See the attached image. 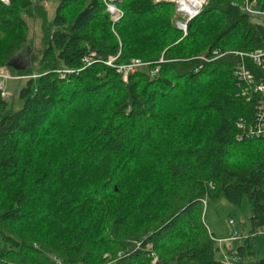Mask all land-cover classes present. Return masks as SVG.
<instances>
[{"label":"trees","instance_id":"trees-1","mask_svg":"<svg viewBox=\"0 0 264 264\" xmlns=\"http://www.w3.org/2000/svg\"><path fill=\"white\" fill-rule=\"evenodd\" d=\"M244 1L209 0L187 34L169 1L121 0L115 23L104 0H55L53 19L43 0L0 1V71L37 74L20 109L0 94V264H264V138L238 140L256 98L235 73L264 25ZM28 19L40 58L17 69ZM119 52L151 64L125 80L104 63ZM223 195L252 208L250 235L230 243L204 220Z\"/></svg>","mask_w":264,"mask_h":264},{"label":"built area","instance_id":"built-area-1","mask_svg":"<svg viewBox=\"0 0 264 264\" xmlns=\"http://www.w3.org/2000/svg\"><path fill=\"white\" fill-rule=\"evenodd\" d=\"M5 4H9L10 0H0ZM108 11L111 13V17L114 22H117L123 16V12L118 6L119 0H104ZM155 1H170L176 5L177 15L180 16L176 20V24L179 29L184 31L185 34L188 32V23L197 17L204 7L208 4L209 0H155ZM259 4L257 0H245L242 5V10L246 13L257 12L259 10ZM257 9V10H256ZM260 12H264L261 9ZM242 57L243 62L240 63L236 69V75L240 81L245 83L242 88V94L246 97L247 101H251L256 98V108L254 114V120L249 123L246 119L239 121L238 127L241 129V133L238 136V140L253 139V138H264V48H258L251 52H240L238 53ZM121 56V52L116 55H111L104 63L117 70L118 73L123 75L125 80L128 79L131 73H135L139 69L148 66L151 62L144 61L140 58H133L126 63H118V59ZM248 58L258 68L259 72L255 73L251 70L245 59ZM96 53L93 52L84 58L85 64L91 65L96 62ZM99 61V60H98ZM164 61L163 58L159 62ZM160 66L151 70V75L155 76L158 74ZM36 76V75H35ZM19 75H9L0 72V94L2 97L6 95L7 82L10 79H21ZM206 203V201H205ZM260 233H264V227L258 230ZM237 235L234 239H239ZM235 259H226V264H233ZM108 264H113L108 263Z\"/></svg>","mask_w":264,"mask_h":264},{"label":"rangeland","instance_id":"rangeland-1","mask_svg":"<svg viewBox=\"0 0 264 264\" xmlns=\"http://www.w3.org/2000/svg\"><path fill=\"white\" fill-rule=\"evenodd\" d=\"M120 1L121 0H119V2ZM56 2L55 0H43L44 5L49 10L50 19H53L55 16ZM257 8L260 10V7ZM259 10H257V12L250 13V17L253 22L264 25V12H260ZM178 18H180V16L177 15L176 12L175 19ZM28 20L30 24L28 44L26 45L25 49H23V51L20 52L14 59L16 66H26V68L35 67L36 63L39 61L40 50L42 48L41 26L32 19ZM2 71L9 75L16 74L10 69H4ZM19 76L22 78L8 80L6 95L4 97L9 108L15 110L20 109L23 106L21 90L28 85L30 79L37 77V74ZM251 216L252 208L248 197H245L243 202L239 205L230 202L224 195L218 198H207L206 200L204 220L220 243H230L231 240H233L237 235L240 237H247L250 235V232L253 228ZM255 240L259 254L264 255V233H260L258 231L256 233Z\"/></svg>","mask_w":264,"mask_h":264},{"label":"water","instance_id":"water-1","mask_svg":"<svg viewBox=\"0 0 264 264\" xmlns=\"http://www.w3.org/2000/svg\"><path fill=\"white\" fill-rule=\"evenodd\" d=\"M14 59H15V58H14ZM14 59H13L12 62H11V65H12L13 67H15V68H17V69H25V68H26V66H25V67L16 66V64H15V62H14Z\"/></svg>","mask_w":264,"mask_h":264},{"label":"crops","instance_id":"crops-1","mask_svg":"<svg viewBox=\"0 0 264 264\" xmlns=\"http://www.w3.org/2000/svg\"><path fill=\"white\" fill-rule=\"evenodd\" d=\"M212 232V231H211ZM240 237V236H239ZM241 238V237H240ZM240 240H242V239H240ZM239 240V241H240ZM257 256L259 257V258H264V255L263 254H259V251H258V247H257Z\"/></svg>","mask_w":264,"mask_h":264}]
</instances>
